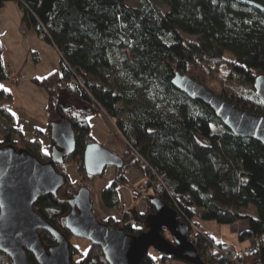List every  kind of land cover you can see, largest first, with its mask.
<instances>
[{
    "label": "trees",
    "instance_id": "1",
    "mask_svg": "<svg viewBox=\"0 0 264 264\" xmlns=\"http://www.w3.org/2000/svg\"><path fill=\"white\" fill-rule=\"evenodd\" d=\"M16 1L24 8L26 24L56 46L61 57L60 70L33 78L48 93L47 131L64 118L71 122L77 143L64 163L56 164L65 176L63 185L57 194L39 196L34 210L72 237L62 227L61 218L71 211L70 188L78 191L95 176L83 162L84 151L93 142L88 116L104 112L127 141L130 158H124V166L117 167L113 181L103 188L102 202L124 212L126 232L148 231L146 220L155 213L147 194L151 189L176 211L178 203L199 226L196 217L220 224L249 221V230L240 239L258 242L253 252L238 254V260L264 264V145L254 138L238 137L210 106L192 100L171 84L176 71L204 85L219 82L222 90L217 95L264 114V100L254 88L255 78L264 74V9L244 0H163L170 9L164 13L156 0H140L138 6L127 0ZM251 1L264 6V0ZM6 2L0 0V7ZM9 75L0 43V147L26 149L48 162L51 150L43 152L38 137L26 141L13 124V95L3 86ZM239 91L245 94L234 101ZM69 160L78 164L81 179L77 182L69 181L65 173ZM129 167L143 173L145 193L130 184L125 173ZM120 186L130 188L135 200H148L147 212H139L135 223H126L130 216L120 203ZM251 206L258 211L256 217L247 211ZM103 221L122 224L113 218ZM202 231L196 246L209 264L202 251L215 237ZM40 232L47 248L56 243L52 234ZM163 235L174 243L167 230ZM151 249L141 264L154 263ZM88 250L82 259L74 260L77 251L71 246L72 264H110L100 246L91 245ZM29 260L37 264L33 253ZM231 263L226 256L221 261ZM0 264H13L1 250Z\"/></svg>",
    "mask_w": 264,
    "mask_h": 264
},
{
    "label": "water",
    "instance_id": "2",
    "mask_svg": "<svg viewBox=\"0 0 264 264\" xmlns=\"http://www.w3.org/2000/svg\"><path fill=\"white\" fill-rule=\"evenodd\" d=\"M243 2L264 9L251 0ZM254 81L255 91L264 100V74ZM171 84L192 100L210 106L238 137L254 138L264 145V114L238 107L186 73L176 71ZM50 133L54 145L48 162H42L26 149L12 145L0 147V250L12 258L13 264H31L29 253L36 256L37 264H72L69 237L34 210L39 196L57 194L63 185L65 176L58 172L56 164L64 163L77 145L72 124L64 118L52 123ZM83 162L90 175L102 176L110 166L123 167L124 157L103 143L91 142L84 151ZM69 203L71 211L61 218L62 227L72 236L100 246L110 264H141L151 248L189 264H207L190 240L188 224L160 196L151 197L155 213L149 214L146 220L148 231L137 235L98 218L88 186L82 185L73 193ZM129 216L126 223H135L134 210L129 211ZM40 230L52 234L56 243L47 248ZM164 230L173 237L174 243L163 235Z\"/></svg>",
    "mask_w": 264,
    "mask_h": 264
},
{
    "label": "crops",
    "instance_id": "3",
    "mask_svg": "<svg viewBox=\"0 0 264 264\" xmlns=\"http://www.w3.org/2000/svg\"><path fill=\"white\" fill-rule=\"evenodd\" d=\"M23 18L24 8L16 0H8V2L0 7V43L3 49V60L5 61L6 68L10 73L11 71H18L26 74V77L21 81L17 83L6 81L3 83V86L13 95L10 110L13 113V124L15 128L26 138L35 139L38 137L41 150L47 153V150L53 146L51 135L47 131L49 122L47 113L45 112V108L49 102L48 93L46 90L38 87L34 83L33 78H44V76L60 70L61 57L57 47L46 41L43 36H40L35 27L28 26ZM32 53H39L41 59L35 61L32 58ZM5 83L7 84L5 85ZM12 84L14 86L9 88V85ZM97 114V116L94 115L93 118L88 119L91 124L90 131L93 135V142H102L111 151L123 155L127 150V141L113 133L110 126L111 120L104 112H97ZM1 139L2 135L0 131ZM125 173L131 184L134 186L138 185L136 187L137 189L140 185H145L142 182L146 178L137 168L129 167ZM116 174V166H110L105 170L102 177L100 176L98 178L95 176L93 178L94 183L89 184L91 192L93 189L96 192V201L94 200L93 205L95 214L102 220L109 217L121 220L123 217L118 207L108 208L101 204L99 196L103 188L113 181ZM79 179L80 177H78ZM118 193L120 195V203L125 210L132 208L138 202H140L141 211L143 210L144 203L141 199L134 200L133 194H131L128 187L120 186ZM232 226V230L239 234H242L241 231L246 228V224H241L240 221L238 223L235 222ZM201 228L214 235V226L212 224L208 223L205 227ZM220 240L217 241L215 239V242L222 244ZM246 246L242 243L238 248H230H232L235 254H240ZM153 258V264H187L186 262L183 263L184 261L181 263L175 262V259L172 258H164L161 253L153 254Z\"/></svg>",
    "mask_w": 264,
    "mask_h": 264
},
{
    "label": "rangeland",
    "instance_id": "4",
    "mask_svg": "<svg viewBox=\"0 0 264 264\" xmlns=\"http://www.w3.org/2000/svg\"><path fill=\"white\" fill-rule=\"evenodd\" d=\"M128 2H130L131 4H133V5H136V6H138V5H140V0H127ZM156 2L158 3V4H160L161 5V9H162V12L164 13V12H166V11H168V10H170L169 9V7H168V5L163 1V0H156ZM60 54V53H59ZM222 71H223V74L224 75H226L227 74V69L226 68H223L222 69ZM7 83H5V85H6ZM10 86V87H9ZM8 87L9 88H12V86H14L13 84L12 85H9ZM205 86H207V87H211V89L213 90V91H215V93L216 92H221V90H222V85H220L219 84V82H217L216 84H207V85H205ZM243 94H245L244 92H242V91H239V93L236 95V96H234L236 99H234V101H236L238 98H239V96H241V95H243ZM258 104L257 103H255V106H257ZM97 113H94V114H90L89 116H88V119L89 118H93V116L94 115H96ZM98 115V114H97ZM96 115V116H97ZM111 122V124H110V126H111V128H112V130H113V133L115 134V135H117V136H119V137H121V138H124L123 137V135L120 133V131L119 130H117V128H116V126H115V123H114V120H111L110 121ZM96 140H101V139H96ZM26 141H28V139L26 138ZM97 142H99V141H97ZM102 143V142H101ZM53 144V143H52ZM54 145V144H53ZM53 147V146H52ZM127 149H128V146H127ZM50 150H52V148H49L48 150H47V152H50ZM127 150H126V152L123 154V155H121L122 157H124L125 159H128V158H130V156H127ZM71 165H74V166H71ZM136 168V167H135ZM65 173H66V175L68 176V178H69V181H72V182H77V181H79L80 179H81V175H79V171H78V164L74 161V160H69L66 164H65ZM140 171V170H139ZM116 172H117V167H116ZM141 172V171H140ZM78 177H80V179L78 180ZM95 177V176H94ZM93 177V178H94ZM96 177H98V178H100V176H96ZM102 177V176H101ZM93 178L90 180V182L88 183V186L90 187V183H94V180H93ZM144 182H142L143 184H146L145 183V179L143 180ZM131 184V183H130ZM133 185V184H132ZM138 185H133V187L135 188V187H137ZM144 186V185H143ZM146 188V187H145ZM130 189V188H129ZM90 190H91V188H90ZM138 190H139V188H138ZM70 191L71 192H73V193H75L76 191H75V188H74V186L73 187H71L70 188ZM102 192V191H101ZM72 193V194H73ZM95 189H93L92 190V192H91V196H92V200H93V205H94V200L96 201V199H95ZM145 193V192H144ZM147 194H149V196H151V197H153L154 195H155V193H153V191L151 190V189H149V190H147ZM99 196H100V201H101V204H103V202H102V196H101V193H99ZM139 199H141V201L144 203L143 205H145L144 206V208H143V212H147V209H148V200H146V199H144V198H139ZM135 200V199H134ZM137 200V199H136ZM140 202H138L136 205H134L132 208H130V209H127V210H131V211H135V213H136V215L139 213V212H142L141 211V205L139 204ZM97 204V203H96ZM97 207V206H96ZM119 209V208H118ZM124 210H125V208H124ZM119 211H120V214L123 216L122 217V219L121 220H116V219H114L113 217H109V218H113L114 219V221H117V222H121L122 221V224L120 223L119 225H118V227H120V226H122L123 225V220H124V212L121 210V209H119ZM126 211V210H125ZM247 211H250L251 213H252V215L253 216H257L258 215V211L253 207V206H251V208H249V209H247ZM107 219V218H106ZM195 220L200 224V230L202 231V229L203 228H201V227H205V225L206 224H208V223H210V224H212L213 226H214V237H216L215 239L218 241V240H220L221 242H222V244H224V246H226V247H232V248H238V246H240L242 243L246 246V245H250L251 244V241H252V239H250V238H246L245 240H243V241H241L240 240V235L241 234H239V233H237L236 231L234 232L232 229H233V224H226V223H224V224H220V223H217L216 221H205V220H201V219H199V218H195ZM241 222V224H246V228L245 229H243L242 231H241V233H244V232H246V231H248L249 230V221H247V220H242V221H240ZM238 223V222H237ZM112 226V225H111ZM137 227V226H136ZM169 236H171V235H169ZM69 240H70V242H71V246L72 247H74V248H76V253H74V255H73V259L74 260H80V259H82L83 257H84V255L89 251L88 249L90 248V246H91V242L89 241V240H87V239H82V238H78V237H76V236H72V237H70L69 238ZM231 248V249H232ZM151 251H152V253L153 254H155V253H157V252H155L153 249H151ZM233 251V250H232ZM205 257V259H207L208 260V262H209V264H216L215 262L214 263H212V262H210V259L208 258V257H206V256H204ZM175 262H183V261H179V260H177V259H175L174 260ZM183 263H185V262H183Z\"/></svg>",
    "mask_w": 264,
    "mask_h": 264
},
{
    "label": "built area",
    "instance_id": "5",
    "mask_svg": "<svg viewBox=\"0 0 264 264\" xmlns=\"http://www.w3.org/2000/svg\"><path fill=\"white\" fill-rule=\"evenodd\" d=\"M32 58L35 61H38L41 59L39 53H32ZM25 77H26V74L23 72L21 73L18 71H11L7 81H9L10 83H17ZM115 126H116V123H115ZM116 128H117V126H116ZM117 130H119V129L117 128ZM120 133H121V131H120ZM27 139L30 140L29 137H27ZM145 190H146L145 186H143V185L139 186V191L141 193H144ZM186 198L189 199L190 195H187ZM176 205H177L176 207L178 208V210H177L178 214L181 215V218H183V221L186 224H188V226H189L190 240H191V242L194 243V245H196L199 242L200 235H202L203 231L200 230L199 225L196 224L194 222V220L190 219L189 217H187L186 214L183 213L182 209L179 208L178 203ZM257 242L258 241L256 239H252L251 244L247 245L246 248L243 249L240 254L245 255L249 252H253L255 250V245H256L255 243H257ZM209 245H210V247L203 249L202 255L208 257L210 259V262H212V263L215 262L216 264H221L222 259L226 256L227 258H229L233 262V264H246L243 261L238 260L239 255L235 254L231 248L223 247L215 241L210 242Z\"/></svg>",
    "mask_w": 264,
    "mask_h": 264
}]
</instances>
